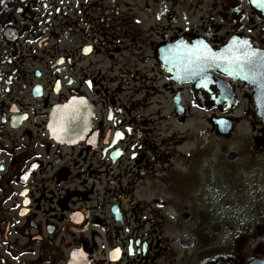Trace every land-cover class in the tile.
<instances>
[{
	"label": "flooded vegetation",
	"instance_id": "af4514ba",
	"mask_svg": "<svg viewBox=\"0 0 264 264\" xmlns=\"http://www.w3.org/2000/svg\"><path fill=\"white\" fill-rule=\"evenodd\" d=\"M263 91L264 0H3L0 264H166L146 228L183 195L158 184L198 191L183 125L200 114L195 147H212L247 116L264 162ZM221 233L200 264H264V224Z\"/></svg>",
	"mask_w": 264,
	"mask_h": 264
},
{
	"label": "rangeland",
	"instance_id": "374dc122",
	"mask_svg": "<svg viewBox=\"0 0 264 264\" xmlns=\"http://www.w3.org/2000/svg\"><path fill=\"white\" fill-rule=\"evenodd\" d=\"M154 9L152 8V13L155 12ZM244 108L243 103L240 104L235 109V115L241 116ZM239 118V124L233 125L225 135L227 137L230 134L228 139L214 138L212 147H204L202 144L198 148L195 147L203 139L200 114L190 118L183 125V137L192 135L195 139L194 133H198L195 140L192 139L190 144L180 149L185 155L179 164L186 171L189 166L187 162L191 161L189 173L192 178L197 176V185L194 187L197 186L198 191H192L191 194L195 197L185 194L186 180H182L183 185L173 180L168 182V186L164 182L158 184L161 191H172L174 194L184 187L183 195L166 198V228L161 225L159 216H151L152 228L150 231L146 228L151 237L166 239V264H200L208 256V250L202 247V243L207 241V233L210 231L219 230L223 233L225 230H236L241 225L250 229L264 224L261 220L264 216V169L259 172L262 174L256 177L254 168L262 166L264 162H251V138L247 116ZM187 128L189 133H186ZM172 133V130L161 132L160 139H165L166 144L172 143ZM155 143L159 145L158 137L155 138ZM241 147H245L246 151H242ZM227 148L240 153L239 160H230L233 164L222 160L225 158L223 152ZM185 213L190 215L187 220L181 217ZM180 237H193L198 245L190 251L180 250L177 244Z\"/></svg>",
	"mask_w": 264,
	"mask_h": 264
},
{
	"label": "water",
	"instance_id": "95a60500",
	"mask_svg": "<svg viewBox=\"0 0 264 264\" xmlns=\"http://www.w3.org/2000/svg\"><path fill=\"white\" fill-rule=\"evenodd\" d=\"M258 107L260 109V113L264 116V91L262 92V100L258 103ZM231 155H234V153L231 152L230 157H229L230 160H233V157H231ZM182 244L184 247H191L193 245L192 240L188 239V238L183 239ZM258 262H260V261L254 260L250 264H258ZM259 264H263V263L260 262Z\"/></svg>",
	"mask_w": 264,
	"mask_h": 264
},
{
	"label": "snow or ice",
	"instance_id": "6c2138e0",
	"mask_svg": "<svg viewBox=\"0 0 264 264\" xmlns=\"http://www.w3.org/2000/svg\"><path fill=\"white\" fill-rule=\"evenodd\" d=\"M0 3H3V0H0ZM242 44L247 45V41H243ZM85 51H87V49H85ZM252 55H255V53H252ZM115 251L118 252L119 249H116Z\"/></svg>",
	"mask_w": 264,
	"mask_h": 264
},
{
	"label": "trees",
	"instance_id": "16d2710c",
	"mask_svg": "<svg viewBox=\"0 0 264 264\" xmlns=\"http://www.w3.org/2000/svg\"><path fill=\"white\" fill-rule=\"evenodd\" d=\"M261 220H263V221H264V216H263V217H261Z\"/></svg>",
	"mask_w": 264,
	"mask_h": 264
}]
</instances>
